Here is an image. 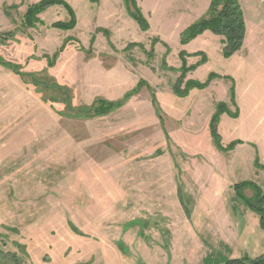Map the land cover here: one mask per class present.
<instances>
[{
  "label": "rangeland",
  "instance_id": "obj_1",
  "mask_svg": "<svg viewBox=\"0 0 264 264\" xmlns=\"http://www.w3.org/2000/svg\"><path fill=\"white\" fill-rule=\"evenodd\" d=\"M40 1L0 0V59L22 75L0 65V264H225L264 255L258 217L234 190L246 181L264 189V0H240L239 52L194 55L203 63L182 89L192 76L217 77L185 98L173 92L181 60L170 55V30L192 0H135L145 31L124 0H61L73 29L53 27L70 20L61 5L28 27L24 14ZM140 81L105 116L77 112L124 100ZM219 103L229 112L217 123L222 150L209 128Z\"/></svg>",
  "mask_w": 264,
  "mask_h": 264
},
{
  "label": "trees",
  "instance_id": "obj_2",
  "mask_svg": "<svg viewBox=\"0 0 264 264\" xmlns=\"http://www.w3.org/2000/svg\"><path fill=\"white\" fill-rule=\"evenodd\" d=\"M95 2L97 0H91ZM125 6L127 9L128 14L130 17L138 24L139 28L142 30L148 29V23L145 18L139 13L137 8V4L135 0H124ZM51 5H61L63 6L69 14L70 20L68 23H54L53 27L59 28L61 30H71L75 26V15L72 9L69 7L68 4L64 3L61 0H42L37 4L28 7L27 11L24 14L23 20L24 24L28 27H32L35 23H39L40 20L38 16L49 6ZM24 25V26H25ZM209 31L213 35L220 36L223 38L222 42V50L221 54L222 57L228 59L232 57L234 54L239 52L242 49L243 42L246 35V25L244 20L243 11L240 5V0H211L209 8L207 12L196 22L186 28L180 34L179 43L181 46H184L191 42L192 40L196 39L198 36L202 35L204 32ZM168 50V49H167ZM186 57L188 55L183 51L180 52L179 58L181 60V67L179 69L180 76L178 77L177 81L173 85V92L179 98H185L188 96L191 90H203L205 89L210 81L215 79L217 76L215 74H209L208 78L205 82H197L193 80H188L184 84V88L182 89L180 84L183 83L185 76L195 70L203 61L198 62L197 64L188 67L186 64ZM205 59V56L203 55ZM0 65L4 66V68L10 70L14 74L22 77L19 69L7 62H3L0 59ZM31 76V75H29ZM33 85H37L40 82L35 78H32ZM44 84L43 82H41ZM143 84V81L139 82L137 88L134 89L133 92H129L125 95L124 100H120L117 102H108L103 100L94 101L91 106L85 108L77 109V112L80 113L82 117H93V116H105L112 111L120 108L123 103L132 95L138 92V88ZM45 86V90H49L47 85ZM51 89H55L57 92L63 94V102L66 104V108L68 112H72L73 109L69 107V99L68 94L64 92V90L59 87L58 85L54 84L51 86ZM235 96L233 94V89L231 90V99L232 102L235 103L234 100ZM222 113H228L226 106L222 103L217 104L216 112L212 116L209 128L210 134L214 139V142L218 149H221L219 144V137L217 134V123L219 121V117ZM233 117L237 116V112ZM241 141L232 142L226 148H223L224 151H231L237 144H241ZM257 162V160H256ZM258 164V162H257ZM243 188H250L252 190V196L246 197L242 193ZM235 192L242 197L244 203L248 207V209L254 213L258 217V224L261 230L264 231V192L263 190L258 187L253 182H242L234 186ZM182 201V198H181ZM188 212L187 208H184ZM225 264H264V255H261L255 260H251L249 257H242L240 259H232L228 260Z\"/></svg>",
  "mask_w": 264,
  "mask_h": 264
},
{
  "label": "crops",
  "instance_id": "obj_3",
  "mask_svg": "<svg viewBox=\"0 0 264 264\" xmlns=\"http://www.w3.org/2000/svg\"><path fill=\"white\" fill-rule=\"evenodd\" d=\"M210 2L211 0H192L189 10L187 9L188 11H186L183 17L184 18L183 22L180 23V25L176 24L178 25L176 29L175 27H173L170 30V33H173V35L171 36L172 44L170 45V48L172 50L170 55L175 56V54L178 55L181 51H183L188 55V57L186 58V63L188 66H191V64H195L196 62L199 61V57L195 58L194 55L198 53H205L207 55L210 50L216 51V49H218V51H220L222 49L221 47H222L223 38L220 36L213 35L209 31L204 32L202 35L198 36L196 39L192 40L185 46H181L179 43L180 34L185 30V28H187L188 26L192 25L194 22L199 20L207 12ZM118 10L120 11V13L121 12L123 13L121 14L122 15L121 19L126 18L124 12L121 11L120 9ZM162 11H163L162 9L156 8L154 10V13L152 12V15H158L155 17L156 21L159 20V17L160 19L163 18L164 13H162ZM124 22H127V20ZM157 48L159 51L162 47L158 45ZM159 52L163 54L165 53V49H161ZM178 65H177L178 67L181 66V64ZM190 78L195 80L193 76ZM258 186L262 187L263 189V186H261L259 182H258Z\"/></svg>",
  "mask_w": 264,
  "mask_h": 264
}]
</instances>
